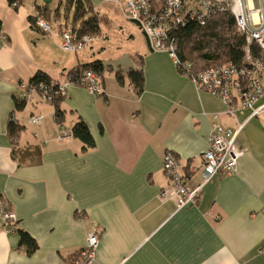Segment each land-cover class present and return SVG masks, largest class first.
<instances>
[{
	"label": "crops",
	"instance_id": "crops-1",
	"mask_svg": "<svg viewBox=\"0 0 264 264\" xmlns=\"http://www.w3.org/2000/svg\"><path fill=\"white\" fill-rule=\"evenodd\" d=\"M98 2L92 0L95 10ZM36 3L0 0V198L18 218L14 230L0 220V264H77L92 231L98 244L90 264H264V112L249 119L247 108L227 114L220 97L199 89L145 36L146 46L125 58L100 59L101 93L68 84L62 123L36 90L18 109L20 85L35 72L63 83L69 69L99 59L95 52L64 51L58 29L33 25ZM140 65L137 93L127 71ZM30 115L41 121L30 123ZM10 118L22 126L15 140ZM78 119L95 140L86 150L70 132ZM214 122L232 129L244 122L235 172L212 177L195 204L177 208L174 200H160L159 190L170 183L162 168L167 151L189 187L202 182ZM19 229L36 240L34 252L19 245Z\"/></svg>",
	"mask_w": 264,
	"mask_h": 264
},
{
	"label": "built area",
	"instance_id": "built-area-1",
	"mask_svg": "<svg viewBox=\"0 0 264 264\" xmlns=\"http://www.w3.org/2000/svg\"><path fill=\"white\" fill-rule=\"evenodd\" d=\"M123 11L125 16L135 22L150 48L156 51H166L179 64L177 43L172 35L177 28L188 20H197L203 23L215 11L229 10L234 16L237 28L246 39L245 56L242 64L226 62L208 67L189 77L195 85L221 98L226 105V113L235 114L238 109L247 108L250 114L247 119L264 112V101L258 103L264 96V0H193V6L188 7L185 0H113ZM36 25L44 32L51 33L53 27L44 18H38ZM91 38L82 36L75 39L71 32L61 33L60 46L66 52H76L89 44ZM255 43L258 52L254 53L251 44ZM186 64L185 67H188ZM80 84L93 93H101L102 87L96 74L91 70L82 71L78 78L71 80L66 77L59 83L56 93L65 95L68 84ZM23 96L28 98L33 89L27 84H21ZM43 96L50 100L51 96ZM217 116L214 115V118ZM40 115H30V123H39ZM244 122L236 128H227L218 122L212 124L208 136V148L204 152L203 180L196 187L191 188L186 183V177L180 171V162L171 151L165 152L162 159V168L169 179V184L159 190L160 200H174L177 208L195 204L203 186L216 175H229L235 172L238 159L244 149L236 143V138ZM61 135L66 132L61 130ZM0 220L3 227L14 230L18 222L16 214L6 207L0 199ZM98 244L95 232H89L85 245L80 248L79 258L75 263L90 264L93 261Z\"/></svg>",
	"mask_w": 264,
	"mask_h": 264
},
{
	"label": "trees",
	"instance_id": "trees-1",
	"mask_svg": "<svg viewBox=\"0 0 264 264\" xmlns=\"http://www.w3.org/2000/svg\"><path fill=\"white\" fill-rule=\"evenodd\" d=\"M7 1L17 6L23 4L25 0ZM51 3L47 4L41 1L35 4L36 13L30 16V21L33 25H36L38 18H44L61 33L64 31L71 32L76 40L85 35L91 39L96 38L102 33V24L106 18L95 10L91 0H57V5L54 9H52ZM61 5H63V12L66 16L65 20L61 16ZM172 35L177 43V55L179 57L177 68L182 75L187 74L190 76L208 67L226 62L243 63L246 39L244 34L237 28L234 16L228 9L218 10L216 8L203 23L197 20H188L183 26L177 28L174 32L172 31ZM251 48L254 53L258 52L255 43L251 44ZM186 64H189V66L185 67ZM104 68L102 60L95 59L69 69L66 72V76L71 80H75L82 71L91 70L99 77L102 75ZM115 75L116 80L119 83H123L124 76L119 71ZM127 77L135 91L140 93L144 82L141 65L136 68H130L127 71ZM58 85L59 83L54 82L46 72L37 71L31 77L27 87L41 94L45 91L46 95L51 96L50 102L54 106L55 120L58 123H62L65 111L61 108V102L64 95L56 93ZM26 101L27 98L24 96L16 99V108H23ZM21 128L22 126L18 121L10 118L7 130L12 140H15ZM70 132L72 136L82 142V150L95 145V140L87 124L82 119L74 122ZM18 232L19 245L28 254L34 252L37 248L36 240L22 229H19Z\"/></svg>",
	"mask_w": 264,
	"mask_h": 264
},
{
	"label": "rangeland",
	"instance_id": "rangeland-1",
	"mask_svg": "<svg viewBox=\"0 0 264 264\" xmlns=\"http://www.w3.org/2000/svg\"><path fill=\"white\" fill-rule=\"evenodd\" d=\"M41 1L37 0L38 3ZM185 3L192 8L194 2L185 0ZM56 5L57 0H54L51 3L52 9ZM96 10L106 18L102 24L101 37L92 38L89 44L74 55L85 56L87 53L92 55L95 52L97 58L108 61L125 58V54L133 53L146 46L145 37L138 25L129 20L113 0H100L96 4ZM60 11L62 19L65 20L63 5H61Z\"/></svg>",
	"mask_w": 264,
	"mask_h": 264
},
{
	"label": "water",
	"instance_id": "water-1",
	"mask_svg": "<svg viewBox=\"0 0 264 264\" xmlns=\"http://www.w3.org/2000/svg\"><path fill=\"white\" fill-rule=\"evenodd\" d=\"M44 3H51L52 0H42Z\"/></svg>",
	"mask_w": 264,
	"mask_h": 264
}]
</instances>
